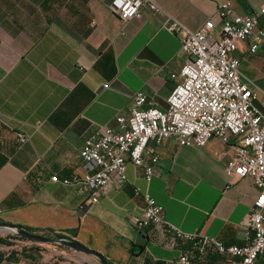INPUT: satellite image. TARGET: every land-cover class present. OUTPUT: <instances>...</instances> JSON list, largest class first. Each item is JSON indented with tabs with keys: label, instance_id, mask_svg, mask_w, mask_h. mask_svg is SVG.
I'll list each match as a JSON object with an SVG mask.
<instances>
[{
	"label": "crops",
	"instance_id": "1",
	"mask_svg": "<svg viewBox=\"0 0 264 264\" xmlns=\"http://www.w3.org/2000/svg\"><path fill=\"white\" fill-rule=\"evenodd\" d=\"M155 1L193 30L209 19L220 27L218 7L227 1L239 14L264 9V0ZM110 2L0 0V115L7 122H0V220L48 237H70L111 264H177L178 251L158 231L134 225L144 206L135 194L138 186L180 229L244 244L259 191L251 177H228L233 150L216 137L204 146L165 140L156 147L160 161L150 183L143 169L129 164L130 182L103 191L89 208L76 188L52 181L56 174L83 173L85 141L128 113L136 91L166 109L179 80L172 74L188 60L180 36L164 28L161 17L143 9L142 17L123 21ZM260 22L264 27V14ZM235 55L264 108V51L250 55L242 43ZM18 133L29 141L20 145ZM21 243L29 255L0 264H103L59 243L15 241L0 244V253L21 252ZM255 264H264V255Z\"/></svg>",
	"mask_w": 264,
	"mask_h": 264
},
{
	"label": "built area",
	"instance_id": "2",
	"mask_svg": "<svg viewBox=\"0 0 264 264\" xmlns=\"http://www.w3.org/2000/svg\"><path fill=\"white\" fill-rule=\"evenodd\" d=\"M109 6L123 21L142 17L143 9L161 17L163 27L180 36L188 60L172 74L179 80L166 109L144 91H136L128 113L116 115L113 126L100 127L85 141L80 151L83 173L65 178L56 174L52 181L76 188L89 208L103 191L130 182L129 164L143 169L150 183L160 161L156 147L165 140L175 137L181 146H204L216 137L233 150L226 164L228 177H251L259 191L247 218L245 243L227 245L200 231L180 229L166 219L164 206L138 186L135 194L144 206L133 223L139 230L158 231L162 242L178 251L177 264H213V257L221 259L216 264H255L264 255V108L257 103L256 83L235 52L242 43L250 55L264 51V9L239 14L227 1L218 7L220 27L209 19L193 30L155 0H111ZM0 122L7 123L2 115ZM29 138L18 133L20 145Z\"/></svg>",
	"mask_w": 264,
	"mask_h": 264
},
{
	"label": "water",
	"instance_id": "3",
	"mask_svg": "<svg viewBox=\"0 0 264 264\" xmlns=\"http://www.w3.org/2000/svg\"><path fill=\"white\" fill-rule=\"evenodd\" d=\"M0 229H5L8 233L23 235L30 241L68 245L79 251L97 256L103 264H110L109 260L103 254L99 253L95 249L87 247L79 241L73 240L72 238L66 237L64 235L57 234L54 237H48L38 232H30L24 226L13 225L10 223L7 224L2 221H0Z\"/></svg>",
	"mask_w": 264,
	"mask_h": 264
},
{
	"label": "trees",
	"instance_id": "4",
	"mask_svg": "<svg viewBox=\"0 0 264 264\" xmlns=\"http://www.w3.org/2000/svg\"><path fill=\"white\" fill-rule=\"evenodd\" d=\"M25 228L30 232H38L37 230L29 228V227H25ZM24 240H28V239L23 235L12 234V235H7L6 237H0V244L13 245L15 241L22 242ZM20 250L21 252L13 251L7 256L4 253H0V262H2L3 260H18L20 258L19 254L22 255L23 257H27L29 255L27 253L28 249H26V246L22 247Z\"/></svg>",
	"mask_w": 264,
	"mask_h": 264
},
{
	"label": "rangeland",
	"instance_id": "5",
	"mask_svg": "<svg viewBox=\"0 0 264 264\" xmlns=\"http://www.w3.org/2000/svg\"><path fill=\"white\" fill-rule=\"evenodd\" d=\"M7 235H12V233H8L7 230H5V229H0V237H6ZM28 241L29 240H24L22 242L25 243V242H28ZM20 245H21V248L24 246V244H22V243Z\"/></svg>",
	"mask_w": 264,
	"mask_h": 264
}]
</instances>
